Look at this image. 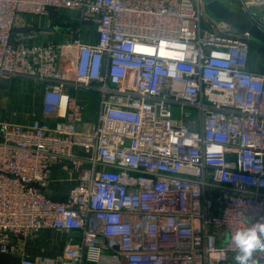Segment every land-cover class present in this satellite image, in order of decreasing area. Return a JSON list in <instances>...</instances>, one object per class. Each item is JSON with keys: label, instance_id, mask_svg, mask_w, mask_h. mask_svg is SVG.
<instances>
[{"label": "built area", "instance_id": "1", "mask_svg": "<svg viewBox=\"0 0 264 264\" xmlns=\"http://www.w3.org/2000/svg\"><path fill=\"white\" fill-rule=\"evenodd\" d=\"M220 2L264 29V0ZM202 4L0 0V84L40 85L29 122L0 115V254L54 229L79 236L58 260L18 264L229 262L230 235L264 218V73L246 34L202 26ZM28 16L90 21L94 40H10L38 27ZM79 89L95 95L93 120Z\"/></svg>", "mask_w": 264, "mask_h": 264}, {"label": "crops", "instance_id": "2", "mask_svg": "<svg viewBox=\"0 0 264 264\" xmlns=\"http://www.w3.org/2000/svg\"><path fill=\"white\" fill-rule=\"evenodd\" d=\"M229 2L234 8L237 7L234 0H229ZM58 20L60 23H63L60 19L55 18V21ZM81 25L82 24H80V28L78 27L77 30L73 32H68V30H57L61 33V35H59V33L58 35L60 37H63L66 34L67 37H73L72 35H74L83 40L82 35L79 34V31H83L84 29L81 28ZM261 25L264 26L262 22ZM31 33L34 37L37 36L36 31H32ZM94 36L93 39L87 41L92 42L94 40ZM260 48L264 50L263 47ZM253 70L255 72H261L258 69ZM13 80H15V82H13ZM13 84H20L21 89H17L18 91L14 92V90L11 89ZM39 93L40 85L26 78L16 77L13 78L12 81L10 80L9 82H2L0 84V115L3 116L5 111H14L15 121L19 123L29 122V120L38 113ZM2 109L5 111L1 112ZM70 236L78 237L79 233L73 231L58 232L54 229H44L38 232H29L24 237L12 239L13 244L16 246V252L11 255L0 254V264H18L21 255L32 259H41L43 262L51 263L50 261L58 260L60 258L62 250L65 246V242Z\"/></svg>", "mask_w": 264, "mask_h": 264}, {"label": "rangeland", "instance_id": "3", "mask_svg": "<svg viewBox=\"0 0 264 264\" xmlns=\"http://www.w3.org/2000/svg\"><path fill=\"white\" fill-rule=\"evenodd\" d=\"M220 1L225 2V0H220ZM202 11H203L202 26L204 28H208V23L210 21H213V18L209 16L203 4H202ZM263 13H264V9H263ZM63 15L64 14L61 15L60 13H58L57 16H63ZM28 17L29 19H33V20L35 19V23L39 27V28L37 27L38 29L35 30L37 32L36 38L46 43H50V42L60 43L64 40L65 37H67V34L63 37H60L59 35H61V33L60 31H57V30H62V31L68 30V32L75 31L74 29L72 30L67 29L63 23L59 22V20L55 21V18H56L55 16H50V17L46 16V17H37V18L31 17V16H28ZM61 18H64V17H61ZM260 20H264V18L262 17L260 18ZM262 23L264 24V21ZM81 24H82L81 28H84V29L83 31H79V34L82 35L83 41L86 42L87 40L93 39V36L95 35L94 24L90 21L82 22ZM79 28H80V25H79ZM230 33L235 34V35H240V36L242 35L241 32L235 29L232 30ZM72 36L78 37L74 35ZM248 67L250 69H258L262 73H264V50H262V48H260L255 43L252 44L251 50L248 53ZM13 82H15V80H13ZM11 89L14 90V92H17L18 90L21 89L20 84L19 85L13 84L11 86ZM70 91L74 92L75 90L70 88ZM76 95L79 96L82 100H85L89 106L88 112H87V118H89L90 120L95 119V115L97 112L95 95L90 94L86 96V93L83 92L81 89L77 90ZM254 255L255 254H253V260L255 261ZM233 257L234 256H231L229 262L226 264H235Z\"/></svg>", "mask_w": 264, "mask_h": 264}, {"label": "water", "instance_id": "4", "mask_svg": "<svg viewBox=\"0 0 264 264\" xmlns=\"http://www.w3.org/2000/svg\"><path fill=\"white\" fill-rule=\"evenodd\" d=\"M204 8L210 17L215 21L225 20L234 29L244 33L255 44L264 48V29L259 25L253 23L245 15L233 10L229 5H223L220 0H202ZM29 30H37L36 26H23L22 28H16L10 35V40L13 39L16 33H25ZM125 264V261L122 260Z\"/></svg>", "mask_w": 264, "mask_h": 264}, {"label": "clouds", "instance_id": "5", "mask_svg": "<svg viewBox=\"0 0 264 264\" xmlns=\"http://www.w3.org/2000/svg\"><path fill=\"white\" fill-rule=\"evenodd\" d=\"M228 239L235 252V264H255L253 254L264 252V218L246 222L244 227L238 228Z\"/></svg>", "mask_w": 264, "mask_h": 264}]
</instances>
